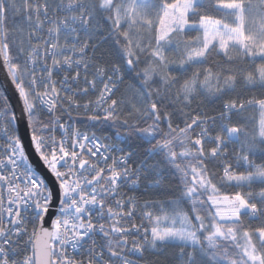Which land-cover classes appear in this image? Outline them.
Masks as SVG:
<instances>
[{"label": "snow or ice", "instance_id": "6c2138e0", "mask_svg": "<svg viewBox=\"0 0 264 264\" xmlns=\"http://www.w3.org/2000/svg\"><path fill=\"white\" fill-rule=\"evenodd\" d=\"M0 75V264H264V0H0Z\"/></svg>", "mask_w": 264, "mask_h": 264}, {"label": "water", "instance_id": "95a60500", "mask_svg": "<svg viewBox=\"0 0 264 264\" xmlns=\"http://www.w3.org/2000/svg\"><path fill=\"white\" fill-rule=\"evenodd\" d=\"M0 87H7L8 90H9L8 94H9L10 96H12L11 85H10V84H4V83H3V76H2V75H0ZM13 102H15V98H14V96H13Z\"/></svg>", "mask_w": 264, "mask_h": 264}, {"label": "built area", "instance_id": "2783aa9c", "mask_svg": "<svg viewBox=\"0 0 264 264\" xmlns=\"http://www.w3.org/2000/svg\"><path fill=\"white\" fill-rule=\"evenodd\" d=\"M82 128H83V130L89 131V132L95 130V129H90V128L86 127V126H82ZM97 134L99 135V132Z\"/></svg>", "mask_w": 264, "mask_h": 264}, {"label": "trees", "instance_id": "16d2710c", "mask_svg": "<svg viewBox=\"0 0 264 264\" xmlns=\"http://www.w3.org/2000/svg\"><path fill=\"white\" fill-rule=\"evenodd\" d=\"M107 134H109V135H110V134H111V132H109V133H107Z\"/></svg>", "mask_w": 264, "mask_h": 264}]
</instances>
